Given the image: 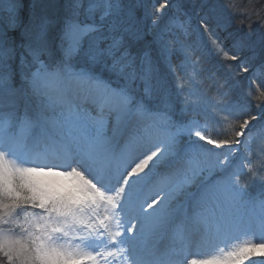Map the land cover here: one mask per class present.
Returning <instances> with one entry per match:
<instances>
[{"label":"snow or ice","instance_id":"obj_1","mask_svg":"<svg viewBox=\"0 0 264 264\" xmlns=\"http://www.w3.org/2000/svg\"><path fill=\"white\" fill-rule=\"evenodd\" d=\"M252 15L231 0H0V264H264Z\"/></svg>","mask_w":264,"mask_h":264},{"label":"rangeland","instance_id":"obj_2","mask_svg":"<svg viewBox=\"0 0 264 264\" xmlns=\"http://www.w3.org/2000/svg\"><path fill=\"white\" fill-rule=\"evenodd\" d=\"M231 3L235 4L237 8L243 13H253L251 17L253 21L257 20L258 17H264V0H231ZM242 20L244 21L245 26L249 22L247 15H236L233 20L232 29L230 30H235L237 27H240V22ZM222 35L227 36V33H222ZM204 64L208 68H211L212 71L216 73L217 77L220 79V82L223 83V77L227 75L226 68L222 67L215 59L211 57L205 59ZM209 94L211 95V93ZM257 143H259V141H257Z\"/></svg>","mask_w":264,"mask_h":264}]
</instances>
